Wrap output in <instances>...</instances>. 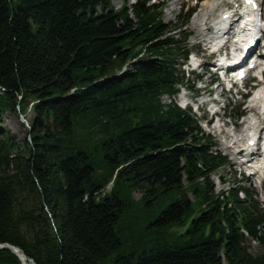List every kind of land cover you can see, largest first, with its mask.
I'll return each mask as SVG.
<instances>
[{"label":"trees","instance_id":"trees-1","mask_svg":"<svg viewBox=\"0 0 264 264\" xmlns=\"http://www.w3.org/2000/svg\"><path fill=\"white\" fill-rule=\"evenodd\" d=\"M149 1L0 0V123L32 113L26 141L0 129V244L34 264H264V212L239 185L213 193L225 158L160 103L183 84L187 35ZM147 228L148 248L123 252ZM0 264L21 263L4 249Z\"/></svg>","mask_w":264,"mask_h":264},{"label":"rangeland","instance_id":"rangeland-1","mask_svg":"<svg viewBox=\"0 0 264 264\" xmlns=\"http://www.w3.org/2000/svg\"><path fill=\"white\" fill-rule=\"evenodd\" d=\"M134 1L135 0H111L110 4L113 10H118L122 6V3H126L127 5H129V4L134 3ZM234 1L235 0H150L149 3L162 5L161 21L164 24L168 25L170 27L169 29H172L173 27H175V30H174L175 32L172 31L170 32V34L173 36V38H176L178 40L181 39L183 35H188L186 39L183 41V44L181 46H183L189 52L191 51L192 53H195V52L197 53L201 51V48H205L203 46L204 45L203 40L205 38L204 35L207 34V32L202 33L201 30L203 27L200 24V20L203 17H205L206 19L205 21L207 22L213 18H217L220 11H222L229 3L234 4L235 3ZM206 3L209 4V7H206L205 5ZM233 6L234 5H230V7H233ZM170 8L173 9L171 14L169 10ZM190 9H193L192 10L193 12L191 16L189 17L187 25L181 28V31L177 32V27L180 22L181 16L184 14L185 11L189 12ZM198 42L201 43L202 45L201 48L198 45H196ZM176 61L177 63H180L182 60L178 58L176 59ZM125 69L126 67H123L122 71ZM178 70L180 71V73L182 72V69L180 66H178ZM122 71H120L119 73H121ZM199 72H201V68L196 69L195 75H191L185 72H182L181 74L182 79H183V84H184L181 87H184V86H187V88L192 87V91L190 92V94H192V97H193V94L195 96L196 93H198L196 92V87L198 86V84L195 82V78L197 77L196 75H198ZM204 77L201 78V81L203 84L205 83V80H206V78ZM201 86L202 85H199L198 87H201ZM214 87H215V84H212L209 87V89L213 90ZM218 94H219V88L214 90V93L212 94V97L210 98L217 97ZM197 95L200 96L201 94L198 93ZM174 97H175L174 98L175 102H178L177 97L176 96ZM170 102H173L172 99L166 95H163L160 98V103L163 105L169 104ZM236 103H237L236 98L234 97H231V99L228 100V105L226 106L225 111H224L225 120L231 121V122L233 120L237 121L235 116L241 113L243 115L246 114V111H243L242 106L237 107ZM220 106H222V104H220ZM247 107H248V102H247ZM220 113H222V111ZM191 115H192V112H191ZM31 119H32V113L29 110V104H28V107L23 114L20 113V111L18 110H15V112L6 111L0 123V129L14 136L15 139L21 143L22 141L27 140V130H28L27 123H29ZM219 137H224V134L219 135ZM216 138L214 139L210 138V142L212 144L215 143ZM229 153H230V149H224L222 151V155L229 154ZM239 178L240 177L238 175L231 174L230 167L228 166V164H223V166H221L220 169H218L217 171H215L209 176V179L212 181V184H213L214 194H217L222 189L226 190L227 188L231 187L232 184L233 186L241 185L243 187H246L249 190V187H251V185H249L247 182L234 184L233 180L234 179L239 180ZM219 179L222 180V182H220ZM260 186H261L260 191L261 193H263V195L259 196L258 198L260 201H263L264 200V183H262V185ZM110 187H111V182L107 184L105 190L108 192ZM138 197H139L138 192L136 191L132 192L133 199L136 200L138 199ZM258 206L264 212V203H259ZM121 228L124 229L123 227ZM151 230L153 229L147 228L145 230V233H147L148 235L145 238H143V241H147V239H149V241L143 246L142 245L136 246L138 242L136 238L134 237H131V239H123L122 240L123 252L128 249L135 253L141 250L142 248L143 250L147 249L148 246L153 242V241H150V240H153V236H154L153 233H150ZM183 231L184 229H172L171 230V232H174V233H182ZM252 246H253L252 249L247 248V252L251 256L256 257L263 253L262 246L260 245H252Z\"/></svg>","mask_w":264,"mask_h":264},{"label":"bare ground","instance_id":"bare-ground-1","mask_svg":"<svg viewBox=\"0 0 264 264\" xmlns=\"http://www.w3.org/2000/svg\"><path fill=\"white\" fill-rule=\"evenodd\" d=\"M235 3L238 2V0L234 1ZM206 7H209V4H205ZM212 6V5H211ZM170 14L172 13V8L169 9ZM240 13H245L248 11L247 6H244L242 9L239 10ZM262 12H263V17H264V0H262ZM246 14V13H245ZM228 14L226 13L225 10L220 11L219 15L217 18H213L209 21H205V17H203L200 20V24L203 27L202 28V33L207 32L205 34V39L203 42H206L209 47L215 51L217 46L220 43V38L227 36L228 33L225 32L227 29V24H228ZM241 25L247 26L244 31L241 33H237L235 36H231V38H235V40H240V46L242 47L244 45V41L246 38H252V36L255 33V30H257V27L251 23V16L250 15H245L244 17L240 18ZM234 21L230 22L233 23ZM253 25V26H252ZM259 33L264 37V18L263 21L259 24ZM263 56V55H262ZM238 59L235 61L237 63ZM258 61V60H257ZM181 101H185L183 96H181ZM254 106L256 108V113H255V121L254 119H246L245 123L247 124L248 127L244 126L242 127L238 132L237 135H235V138H233L230 135V132L228 135L224 137L225 143L229 144L231 143V149H232V154L237 155V153L244 152L246 153L248 150L252 149V147L247 146L246 142L249 140L252 142L254 140V135H255V129L260 128V131L264 130V84H262L261 89L258 91L254 92L253 95L249 98L248 100V107ZM218 123H216L215 126H217ZM243 140L245 141L243 143ZM264 149V145L262 146ZM264 151V150H263ZM257 157L255 158V161L250 164V172L255 176L256 180H260L263 178L262 174V169L264 168V152L262 155L257 154ZM255 244V242H252Z\"/></svg>","mask_w":264,"mask_h":264},{"label":"water","instance_id":"water-1","mask_svg":"<svg viewBox=\"0 0 264 264\" xmlns=\"http://www.w3.org/2000/svg\"><path fill=\"white\" fill-rule=\"evenodd\" d=\"M9 250L12 254H14L21 264H34V262L27 258L23 253L16 247L9 244H0V250Z\"/></svg>","mask_w":264,"mask_h":264}]
</instances>
